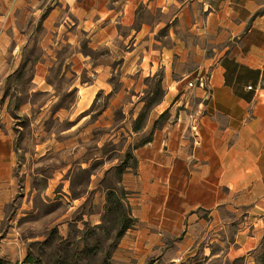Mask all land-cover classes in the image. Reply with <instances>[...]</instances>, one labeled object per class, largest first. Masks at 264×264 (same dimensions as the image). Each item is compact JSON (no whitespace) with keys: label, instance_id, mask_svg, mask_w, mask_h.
Returning <instances> with one entry per match:
<instances>
[{"label":"crops","instance_id":"0c3cea01","mask_svg":"<svg viewBox=\"0 0 264 264\" xmlns=\"http://www.w3.org/2000/svg\"><path fill=\"white\" fill-rule=\"evenodd\" d=\"M34 39L39 55L30 58L25 52ZM24 74L29 95L54 104L63 92V99L73 98L55 104L57 112L81 114L66 133L89 119L101 94L110 102L103 114L114 105L139 113L146 82L161 79V101L142 129H133L150 139L133 148L136 169L122 180L135 223L112 264L202 252L260 264L264 0H0V182L17 161L6 92ZM56 74L68 81L62 90ZM205 76L209 97L188 88Z\"/></svg>","mask_w":264,"mask_h":264},{"label":"rangeland","instance_id":"374dc122","mask_svg":"<svg viewBox=\"0 0 264 264\" xmlns=\"http://www.w3.org/2000/svg\"><path fill=\"white\" fill-rule=\"evenodd\" d=\"M37 43L32 40L25 55L36 58ZM53 79L61 90L68 83L58 74ZM29 82L28 74L14 78L6 92L14 115L17 161L12 176L0 182L5 188L0 193V256L6 264H20L29 252L45 264H112L120 242V219L119 213L111 211L116 203L108 201V194L115 190L124 211L132 216L127 207L131 192L122 180L127 169H136L133 148L149 138L147 131L134 135L133 128L141 113L145 125L151 109L161 101V79L146 82L143 95L136 100L139 113L114 105L111 113L103 114L109 97L99 95L101 101L92 107L89 119L71 133L65 130L81 114L57 112L56 105L66 102V106L73 98L63 99V92L55 105L54 99L40 93L29 95ZM122 100L129 103L130 98ZM29 101L34 106H23ZM88 248L94 253L88 254ZM259 254H264V243ZM241 263L222 254L209 259L202 252L182 260L160 255L146 264Z\"/></svg>","mask_w":264,"mask_h":264},{"label":"trees","instance_id":"16d2710c","mask_svg":"<svg viewBox=\"0 0 264 264\" xmlns=\"http://www.w3.org/2000/svg\"><path fill=\"white\" fill-rule=\"evenodd\" d=\"M164 118V114L159 118V120L155 123L154 128L153 129H157V127L160 126V119ZM145 115L143 113H141L137 120H136V125L134 126V131H139L140 129H142L143 127V122L145 121ZM150 139V138H148ZM108 201H115V208H113V210H111L113 213L117 212L119 213V228L117 231V239L120 240L123 235L125 234V232L130 229L134 223L135 220L132 218V216L130 215V211L128 210V212L126 213L124 211V206L120 203V200L117 198L116 192L115 190H112L109 192L108 194ZM127 207L130 208L129 204H127ZM124 212V213H123ZM87 253L88 254H92L94 253V251L92 250V248H88L87 249ZM260 264H264V254L260 255ZM0 264H6L5 260L2 259L0 257ZM20 264H45L43 262L42 259H40L39 257L34 256L32 253H28L27 256L24 258V260L20 263ZM60 264V263H59ZM62 264V263H61Z\"/></svg>","mask_w":264,"mask_h":264},{"label":"built area","instance_id":"2783aa9c","mask_svg":"<svg viewBox=\"0 0 264 264\" xmlns=\"http://www.w3.org/2000/svg\"><path fill=\"white\" fill-rule=\"evenodd\" d=\"M210 80H211V77H199L197 79H194L192 81H190L188 83V88L190 89H196V88H200L202 89L203 91L206 92V96L209 97L210 95Z\"/></svg>","mask_w":264,"mask_h":264}]
</instances>
